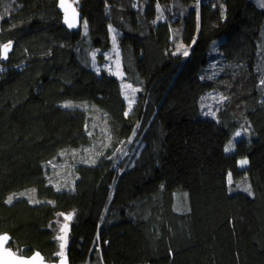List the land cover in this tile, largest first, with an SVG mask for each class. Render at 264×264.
I'll use <instances>...</instances> for the list:
<instances>
[{"label": "trees", "instance_id": "trees-1", "mask_svg": "<svg viewBox=\"0 0 264 264\" xmlns=\"http://www.w3.org/2000/svg\"><path fill=\"white\" fill-rule=\"evenodd\" d=\"M69 1L79 31L63 25L60 0H0V234L10 248L57 261L54 222L71 215L70 264H264V7ZM114 32L137 89L129 111L120 80L92 65ZM212 92L224 98L215 117L201 107ZM65 159L66 180L53 179Z\"/></svg>", "mask_w": 264, "mask_h": 264}, {"label": "rangeland", "instance_id": "rangeland-1", "mask_svg": "<svg viewBox=\"0 0 264 264\" xmlns=\"http://www.w3.org/2000/svg\"><path fill=\"white\" fill-rule=\"evenodd\" d=\"M261 6L264 7V0H256ZM163 17L160 16L159 20H162ZM82 31L83 33L87 32V26L86 24L82 25ZM100 54V51H95L93 53L92 59V65H93V69L100 74L103 71H106L114 76H116L121 83V88H122V94L124 96V99L126 101L127 104V108L128 111L131 110V108L134 106L136 99H137V89L132 86L130 83H128L125 79V75L123 72V67H122V60H121V52L120 49L118 47L117 41H116V33L114 32L113 34V38H112V47L111 49L106 53H101L103 54V60L102 62H98L96 60V56ZM223 96H221V94L219 93H209L205 96V98L202 101L201 107H202V112L204 115L206 116H210V117H215V115L217 114L218 109L220 108V105L223 102ZM102 118L99 121L100 127L101 129H103V124H102ZM103 132V130H101ZM240 133L239 136H235L232 138V140L227 144L226 148L229 147V145H231L230 150L226 151L227 153H231L235 150V143L240 139L241 137V131H238ZM100 131L98 133V135H100ZM124 155V154H123ZM79 158H87L84 155L79 157ZM67 160L65 159V161L61 164H54L52 165V178L56 179H64L66 180L68 172H69V168H68V163L66 162ZM245 161V160H240L239 161V167H245V164H242L241 162ZM65 174V175H64ZM13 197H30V198H34L32 192H20L19 194H16ZM72 218L71 215H60L56 218L55 222H54V229L56 230V234H57V238L60 241L61 245H63L64 247H61V252L60 254H62L65 251V248L67 247V243H68V233H67V229H68V225H67V221L70 220L69 219Z\"/></svg>", "mask_w": 264, "mask_h": 264}, {"label": "water", "instance_id": "water-1", "mask_svg": "<svg viewBox=\"0 0 264 264\" xmlns=\"http://www.w3.org/2000/svg\"><path fill=\"white\" fill-rule=\"evenodd\" d=\"M59 9L63 14V25L70 31H79L81 29L82 14L76 9L74 4L69 0H60ZM10 46L8 47V50ZM7 50V51H8ZM5 234H0L3 236ZM9 239L0 246V264H19L20 261H28L30 264H70L68 250H65L58 257L57 261L49 262L39 253L35 252L31 256L18 255L10 248L12 238L6 234ZM8 252L12 253L11 256ZM38 254V255H37ZM35 257V259H33Z\"/></svg>", "mask_w": 264, "mask_h": 264}, {"label": "snow or ice", "instance_id": "snow-or-ice-1", "mask_svg": "<svg viewBox=\"0 0 264 264\" xmlns=\"http://www.w3.org/2000/svg\"><path fill=\"white\" fill-rule=\"evenodd\" d=\"M8 47H9L8 45H5V46H4V55H5V56H6V54H7ZM239 135H240V133L237 132V133H236V136H239ZM230 148H231V145H229V147L226 148L225 150L228 151V150H230ZM241 163H242V164H246L247 161L245 160V161H242ZM9 202H11V201H9ZM69 219H70V217H69ZM8 239H9V237H8L6 234L3 235V236H0V246H2V244L5 243ZM61 247L63 248L64 246L61 245ZM8 255L11 256L12 253L8 252ZM37 255H38V254H37ZM33 259H35V257H34ZM19 264H30V262H28V261H20Z\"/></svg>", "mask_w": 264, "mask_h": 264}]
</instances>
